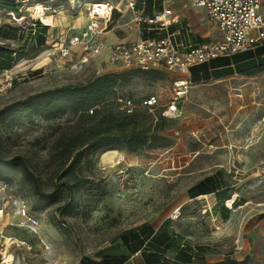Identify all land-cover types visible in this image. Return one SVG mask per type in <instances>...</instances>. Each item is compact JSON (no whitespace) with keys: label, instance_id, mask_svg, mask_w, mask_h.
Returning <instances> with one entry per match:
<instances>
[{"label":"rangeland","instance_id":"1","mask_svg":"<svg viewBox=\"0 0 264 264\" xmlns=\"http://www.w3.org/2000/svg\"><path fill=\"white\" fill-rule=\"evenodd\" d=\"M97 1L20 0L17 12L0 10V45L16 50L11 68L0 70V154L24 157L44 194L60 190L51 204L36 206L21 174L0 173L3 256L12 264H81L83 258L124 252L118 235L147 223L174 236L169 257L184 244L206 248L200 252L206 262L234 258L237 264H264V71L187 80L178 112L165 119L153 147L133 152L119 144L88 154L75 170L78 184L63 173L72 154L60 140L104 127L100 116L79 118L67 109L50 119L13 120L5 109L46 89L122 71L106 65L105 55L81 61L47 53L85 23L89 4ZM160 2L155 0L154 8ZM182 2L171 1L182 25L201 40L216 36L205 13ZM129 18L115 14L117 28L102 37L131 35L125 26ZM36 19V26L45 27V44L31 50L28 42L23 49ZM131 71L108 94L104 108L121 116L119 99H129L146 128L161 115L178 77ZM150 95L160 105L140 106ZM209 176L219 183L217 190L191 195L190 188ZM24 213L37 219L34 230L22 223ZM124 264L143 262L133 254Z\"/></svg>","mask_w":264,"mask_h":264},{"label":"trees","instance_id":"2","mask_svg":"<svg viewBox=\"0 0 264 264\" xmlns=\"http://www.w3.org/2000/svg\"><path fill=\"white\" fill-rule=\"evenodd\" d=\"M150 2V1H149ZM20 0H0V10L17 12ZM158 8V7H157ZM38 20H34V29L27 39L23 42V49L27 43H31V50L39 49L45 44V27L36 26ZM176 25H171L174 29ZM7 38V37H5ZM25 51V50H24ZM23 51V52H24ZM16 50L0 45V70L10 69ZM264 71V42L256 44L254 47L241 53L231 56L218 57L209 62L201 63L190 68L191 82L206 80L210 77L239 73L253 75ZM131 70H122L119 72L103 73L80 84H67L61 87L46 89L17 100L8 107L13 120L25 118L27 121H33L35 117L45 119L53 118L58 112L69 109L79 118L84 116H100L99 120L104 127H98L90 134L78 133L64 143L65 151L72 154L68 164L65 167L64 174H71L75 184L82 180L75 175V170L80 165L84 156L93 154L100 149H105L113 145H124L128 150L136 152L144 147H153L156 140L160 137L157 132L164 128V121L167 117L159 114L156 122L141 127L145 120L133 109L130 112L122 111L119 116L115 109L104 108L108 94L114 89L117 83L124 79ZM134 72L142 73L146 76L160 74L157 70ZM120 112V111H118ZM149 133V135L147 134ZM64 138V137H63ZM0 173L12 175L19 173L29 184L33 195L35 196V205L51 204L60 194L59 189H54L50 194H44L41 190L39 181L24 157L16 155L10 158L3 157L0 154ZM212 176L198 182L190 188L193 196L206 194L217 190ZM72 205V203H69ZM168 220V219H166ZM162 224L164 226L167 221ZM120 247L124 252L120 253H102L98 260L81 259V264H123L135 253H139L143 264H237L234 258L216 262H206L201 258L200 252L206 248L195 246L194 250L184 244L176 247L174 254L169 257L168 252L174 247V236L169 233L165 227L158 229L151 228L147 223L122 231L118 235ZM201 260V261H200Z\"/></svg>","mask_w":264,"mask_h":264},{"label":"built area","instance_id":"3","mask_svg":"<svg viewBox=\"0 0 264 264\" xmlns=\"http://www.w3.org/2000/svg\"><path fill=\"white\" fill-rule=\"evenodd\" d=\"M149 1L101 0L90 3L85 23L47 53L61 58L80 57L81 61L105 55L106 65L121 70L188 73L192 66L231 56L264 42V0H188L194 7L202 9L214 25L216 36L207 40L193 39L197 35L187 25H182L172 0H161L158 8H154L155 0L151 5ZM126 13L130 18L125 26L131 33L134 30L136 37L116 38L113 42L105 40L102 35L115 30V14L123 16ZM171 25L176 27L171 30ZM187 80H173V93L163 103L162 116L170 118L178 112ZM119 102L121 110L130 112L133 109L129 99H119ZM156 105H160V99L155 95L140 103L149 109ZM22 218V223L30 230L38 226L33 215L24 213ZM1 239L0 231V264H12L3 256L4 242Z\"/></svg>","mask_w":264,"mask_h":264},{"label":"crops","instance_id":"4","mask_svg":"<svg viewBox=\"0 0 264 264\" xmlns=\"http://www.w3.org/2000/svg\"><path fill=\"white\" fill-rule=\"evenodd\" d=\"M184 3H185V0H182ZM186 1H188V0H186ZM178 2V1H177ZM182 2V3H183ZM189 2V1H188ZM196 8V7H195ZM197 9H199V10H201V11H203L202 9H200V8H197ZM204 12V11H203ZM129 31V30H128ZM108 33H110V31H107ZM106 33V32H105ZM112 33V32H111ZM113 35H114V33H112ZM128 37H134V30L132 31V34L131 35H128ZM135 37H136V35H135ZM105 38V40H107V41H111V42H113V41H115L116 40V38L117 37H115V36H113V39L112 38H109V37H104ZM124 38V37H123ZM195 38H197V39H200L198 36H193V39H195ZM238 53H241V52H238ZM237 54V53H236ZM191 68V67H190ZM176 73V76L178 77V78H184V79H188L189 80V77H190V69H189V72L188 73H181V72H175ZM176 79V78H175ZM190 81V80H189ZM191 82V81H190ZM135 254H139V253H135ZM127 261V260H126ZM125 261V262H126ZM124 262V263H125ZM123 263V264H124Z\"/></svg>","mask_w":264,"mask_h":264}]
</instances>
